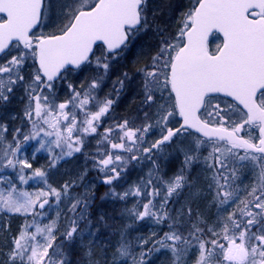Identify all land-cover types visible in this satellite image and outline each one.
Returning <instances> with one entry per match:
<instances>
[{
    "label": "snow or ice",
    "instance_id": "obj_1",
    "mask_svg": "<svg viewBox=\"0 0 264 264\" xmlns=\"http://www.w3.org/2000/svg\"><path fill=\"white\" fill-rule=\"evenodd\" d=\"M130 88L139 113L116 119ZM0 221V264H264V0H0Z\"/></svg>",
    "mask_w": 264,
    "mask_h": 264
},
{
    "label": "trees",
    "instance_id": "obj_2",
    "mask_svg": "<svg viewBox=\"0 0 264 264\" xmlns=\"http://www.w3.org/2000/svg\"><path fill=\"white\" fill-rule=\"evenodd\" d=\"M157 2H159V0H157ZM173 2L174 3H180V2H185L186 3L187 0H173ZM124 93L121 95V98L124 95ZM120 105H121V103H120ZM132 112H133V117L135 118L137 116V114L139 113V105H137V107L135 109H132ZM125 117L131 118V113L127 111ZM14 123L16 125H19V121H15ZM32 162L34 164V167H39L41 165H46L47 162H48V159H47V157L37 156L36 159L34 161H32ZM63 162H62V164H63ZM70 163H72V161H67L66 163H64L63 169L61 168L59 170H52V174L51 175H54L55 177H57V179H52L50 177V181H51V183L54 184V186H59L65 180H68V179L74 177L78 173V171H77L76 174L72 173V171H73L72 166L68 165ZM173 163L175 164V167H171V170L169 171V175H171L173 172H175L176 168L179 167V161H173ZM84 166H85V158H83V161L80 162V164H79L80 170H82V168ZM87 166L89 168H91V162L90 161L88 162ZM141 167H143V166H141ZM146 172H147V168L143 169V173L140 172L139 168L132 169L130 171V174H129V182H131L133 180H136L139 175H142V174H144ZM97 176H98V173L96 171H90L88 176L85 178V182L86 183L89 182V184L95 183L97 188L99 189V193H103L104 191H106V186L100 185V182L97 179ZM82 189H83V187H80V188L75 189L74 191L81 192ZM113 207L114 206H113V204L110 201L101 202V201H99L97 199V201L95 202V204H94L93 208L91 209V211L96 212V213L106 212L108 215H117V212L113 211ZM118 207L119 206L117 205V208ZM177 207H179V205H177ZM48 216L49 217H54L55 216V212L54 211L49 212ZM7 219L10 222V226L12 228L13 233H15V231L20 227V225L24 223V217H22V216H12V217L7 218ZM0 222H3V221H0ZM117 223H119V221H117ZM145 224L146 223L137 225L136 230L132 231L130 239H134L135 235L137 234L136 232L140 228L144 232V233H142V235L148 234L151 228L148 229V225L149 224H146V225ZM101 230L106 233V237L105 238H107L108 235L111 232L110 229L105 230V229L102 228ZM164 230H167V229L165 228ZM2 241H3V233H0V242H2ZM5 251H6V249H5ZM0 259H2V257H0ZM152 264H171V255L167 254V253H165L163 251L161 253H157L153 257Z\"/></svg>",
    "mask_w": 264,
    "mask_h": 264
},
{
    "label": "rangeland",
    "instance_id": "obj_3",
    "mask_svg": "<svg viewBox=\"0 0 264 264\" xmlns=\"http://www.w3.org/2000/svg\"><path fill=\"white\" fill-rule=\"evenodd\" d=\"M95 73L93 72V75H94ZM110 90H109V92L111 91V89H112V87H111V84H110ZM62 88H64V87H62ZM102 93L103 92H101V93H99V95L102 97ZM59 96V95H58ZM59 99L60 100H63V99H65V98H61L60 96H59ZM113 115H114V117L116 116V113H113ZM112 121H111V119H109L108 120V124H110ZM105 126H107V124L105 125ZM102 130V129H101ZM38 145L36 144V142L35 141H32V142H30L29 144H27V145H25L24 146V155L25 156H27V157H31L32 156V153L34 152V149H35V147H37ZM95 147H96V142H95V140H91L90 141V148H89V151L90 152H94L95 151ZM58 151V150H57ZM37 156H41V157H48V154L46 153V152H44V151H40V152H38V153H36V157ZM83 158H84V156L83 155H80V154H77V156L76 157H73V158H65V161L63 162V161H61V163H60V165H58L57 166V168L56 169H53V170H59V169H63V166H64V163H66L67 161H72V163H70V164H68V165H71L72 166V169H73V171H72V173L73 174H76L77 173V171H79L80 170V167H79V164H80V162H82L83 161ZM62 162H63V164H62ZM197 171H199V169H197ZM7 175H12V176H14L15 174L13 173V172H11V170H8L7 171V173H6ZM51 182V181H50ZM87 183H89V182H87ZM19 187L21 188V189H23V190H25V191H28V192H35V191H37L39 188H42L43 187V184H38L37 182H35V181H29V183L27 184V185H19ZM84 189H82V191H83ZM147 224V223H146ZM145 224V225H146ZM137 234L135 235V237L137 236V235H142V233H144L142 230H141V228L136 232ZM147 235V234H146ZM134 237V238H135Z\"/></svg>",
    "mask_w": 264,
    "mask_h": 264
},
{
    "label": "flooded vegetation",
    "instance_id": "obj_4",
    "mask_svg": "<svg viewBox=\"0 0 264 264\" xmlns=\"http://www.w3.org/2000/svg\"><path fill=\"white\" fill-rule=\"evenodd\" d=\"M95 75V74H94ZM93 76V72H90V71H86V72H83V73H77V74H73V76L71 77L72 81L77 85V87H79V85L83 82V83H87V81ZM110 83H111V79H106L104 81V84L102 86V90L100 91L103 92L102 93V97L109 93L107 88L110 86ZM58 95L61 97V98H66V88H60L59 91H58ZM121 103V97L120 99L117 101L116 105L114 106V113H116V116L115 118L116 119H120V118H123L125 117L126 115H122L121 113L123 112V108L122 106L120 105ZM125 113V111H124ZM118 115H120V117H118ZM131 118H134L133 117V114H131Z\"/></svg>",
    "mask_w": 264,
    "mask_h": 264
},
{
    "label": "bare ground",
    "instance_id": "obj_5",
    "mask_svg": "<svg viewBox=\"0 0 264 264\" xmlns=\"http://www.w3.org/2000/svg\"><path fill=\"white\" fill-rule=\"evenodd\" d=\"M113 79H114V77H113ZM110 84L112 87V80H111ZM107 90L109 92L110 87H108ZM137 105H139V99L137 98L135 91H133L131 88L128 91H125L124 95L121 98V106L123 108V112L121 114L126 115L127 111L130 112L131 114H133L132 109H135L137 107ZM21 107H22L21 103L19 102V100H17L15 102V105H14V110L19 111ZM124 111H125V113H124ZM118 117H120V115H118ZM51 178L57 179V177H55L54 175H51ZM153 227H154L153 225H150V224L148 225V229L149 228L152 229Z\"/></svg>",
    "mask_w": 264,
    "mask_h": 264
}]
</instances>
